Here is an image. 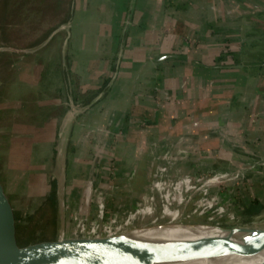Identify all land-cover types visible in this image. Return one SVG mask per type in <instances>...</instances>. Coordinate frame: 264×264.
Returning <instances> with one entry per match:
<instances>
[{"label": "crops", "instance_id": "obj_1", "mask_svg": "<svg viewBox=\"0 0 264 264\" xmlns=\"http://www.w3.org/2000/svg\"><path fill=\"white\" fill-rule=\"evenodd\" d=\"M57 46L56 68L28 80L27 91L53 106L50 119L61 118L62 139L64 109L79 103L78 90L94 110L72 119L57 148L64 160L71 147L82 149V158L97 149L110 156L111 166L139 177L152 149L175 141L264 160V0H76ZM21 76L26 81L27 74ZM186 159L181 151L159 165L126 224L182 220V207L195 193L205 194L196 201L202 213L223 211L215 185L244 170L200 177L178 166ZM80 168L76 157L69 166L74 178ZM86 196H92L91 183ZM104 204L105 196L97 195L95 206ZM80 210L76 206L78 227L65 238L83 237ZM235 256L264 260V248Z\"/></svg>", "mask_w": 264, "mask_h": 264}, {"label": "rangeland", "instance_id": "obj_2", "mask_svg": "<svg viewBox=\"0 0 264 264\" xmlns=\"http://www.w3.org/2000/svg\"><path fill=\"white\" fill-rule=\"evenodd\" d=\"M75 2L0 0V175L2 179L6 177L8 194L16 208L20 242L26 244L55 238L62 219L70 221L76 206L81 210L93 208L95 197L100 193L107 196L106 203L118 202L126 206L136 203L155 179L159 165L181 151L186 153L187 159L179 161L178 166L188 172L194 171L200 177L244 170L243 174L215 185L213 192L219 197V206L224 207L222 212L213 207L202 213L196 201L204 198L205 194L195 193L182 207L185 213L190 214L183 217L185 222L214 223L218 220L221 226L264 227V160L249 161L242 154L233 157L227 149L201 152L192 149L193 146L185 141L158 144L146 156V169L139 177L133 170L123 172L114 164L111 166L110 156L97 149H92L86 158H82V149L71 147L66 149L64 160V155L61 156L57 148L75 123L72 119L89 110L94 113V110L78 90L79 103L64 109V115L68 116L62 139L59 136L64 128L61 118L50 119L53 106L46 98L42 99L27 89L31 87L29 81L40 79L43 69L53 71L56 68L58 62H55L54 51L65 40ZM37 64L39 69L35 70ZM23 73L27 74V82L21 78ZM97 139L101 141V138ZM99 143L102 145L103 142ZM76 157L80 158L85 169L80 168L74 178L69 166L75 163ZM92 158L95 162L93 167ZM14 165L22 173L24 195L18 192V182H13L10 176L9 169ZM64 166L62 181L59 171ZM90 183L92 196L87 198L86 189ZM110 220L108 217L104 222L109 223ZM165 222L179 224L181 220ZM160 223L163 222L134 228L158 227Z\"/></svg>", "mask_w": 264, "mask_h": 264}, {"label": "water", "instance_id": "obj_3", "mask_svg": "<svg viewBox=\"0 0 264 264\" xmlns=\"http://www.w3.org/2000/svg\"><path fill=\"white\" fill-rule=\"evenodd\" d=\"M38 69L37 64L35 70ZM16 168L14 165L9 169L10 176L13 182H18V192L24 195L22 173ZM134 206L136 203L126 206L116 202L105 203L101 208L87 207L79 211L85 229L83 237L60 238L78 227L79 219L74 212L70 221L62 219L55 238L22 244L16 208L8 194L6 177L2 179L0 175V264H177L195 258L249 254L264 248L262 226L228 227L219 222H185L184 218L190 216L187 211L179 225L190 230L205 227L216 232L193 238L148 237L134 231L119 233L124 227L133 228L126 223ZM108 217L111 220L105 223ZM160 224L169 226L166 222ZM113 232L116 234L111 235Z\"/></svg>", "mask_w": 264, "mask_h": 264}, {"label": "bare ground", "instance_id": "obj_4", "mask_svg": "<svg viewBox=\"0 0 264 264\" xmlns=\"http://www.w3.org/2000/svg\"><path fill=\"white\" fill-rule=\"evenodd\" d=\"M63 174H64V169L62 168L59 171V175L62 181L64 178ZM168 225L169 226L167 227H162L161 225H159L158 227H145V228H137V229L134 228L133 230L131 229L129 231L141 233L148 237H169V238H171V236L175 237V235L178 236V238L179 237L193 238V237H202V236L204 237L214 234L216 232L213 231L212 229H207L205 227L204 228L201 227L198 230H190L189 228L182 227L178 223H170ZM62 234H64V232ZM60 238H65V234ZM237 254L240 253L228 254L219 257L195 258L187 261H182L177 264H264V260L237 257L235 256Z\"/></svg>", "mask_w": 264, "mask_h": 264}, {"label": "built area", "instance_id": "obj_5", "mask_svg": "<svg viewBox=\"0 0 264 264\" xmlns=\"http://www.w3.org/2000/svg\"><path fill=\"white\" fill-rule=\"evenodd\" d=\"M130 173V172H129ZM100 194H102V193H100ZM100 194H98V195H100ZM104 195V194H103ZM105 196V203L107 202V196L106 195H104Z\"/></svg>", "mask_w": 264, "mask_h": 264}]
</instances>
